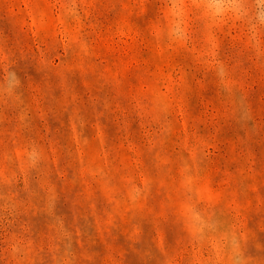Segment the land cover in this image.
I'll return each instance as SVG.
<instances>
[{
	"label": "rangeland",
	"instance_id": "obj_1",
	"mask_svg": "<svg viewBox=\"0 0 264 264\" xmlns=\"http://www.w3.org/2000/svg\"><path fill=\"white\" fill-rule=\"evenodd\" d=\"M237 257L264 264V25L190 0H0V264Z\"/></svg>",
	"mask_w": 264,
	"mask_h": 264
},
{
	"label": "clouds",
	"instance_id": "obj_2",
	"mask_svg": "<svg viewBox=\"0 0 264 264\" xmlns=\"http://www.w3.org/2000/svg\"><path fill=\"white\" fill-rule=\"evenodd\" d=\"M190 3L200 11L201 15L206 20L215 23L222 18L233 16L237 19L247 18L249 23L264 25V0H190ZM186 4V0H170V6L179 10ZM254 5V9L250 7ZM169 35H175L182 38L187 35L185 30L184 14H173V25ZM218 76L223 80L226 76V71L223 66L218 67ZM10 77H15V72L8 74ZM11 83H18V80H12ZM28 160L35 165L40 159V153L37 148L33 147L28 153ZM136 194H139V189H136ZM185 219L188 224L195 229L194 235L198 240L205 237L206 230L209 225L202 217L200 211L189 205L185 209ZM231 244L235 249H239V239L236 236L231 238ZM239 257H237V264Z\"/></svg>",
	"mask_w": 264,
	"mask_h": 264
}]
</instances>
